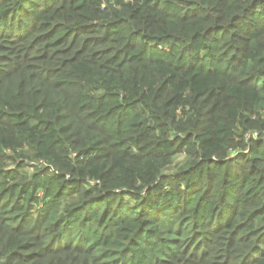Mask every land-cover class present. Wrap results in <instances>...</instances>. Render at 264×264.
<instances>
[{"label":"trees","instance_id":"16d2710c","mask_svg":"<svg viewBox=\"0 0 264 264\" xmlns=\"http://www.w3.org/2000/svg\"><path fill=\"white\" fill-rule=\"evenodd\" d=\"M0 264H264V0H0Z\"/></svg>","mask_w":264,"mask_h":264},{"label":"rangeland","instance_id":"374dc122","mask_svg":"<svg viewBox=\"0 0 264 264\" xmlns=\"http://www.w3.org/2000/svg\"><path fill=\"white\" fill-rule=\"evenodd\" d=\"M258 87H261L260 85Z\"/></svg>","mask_w":264,"mask_h":264}]
</instances>
